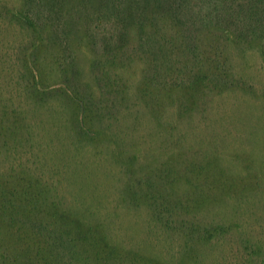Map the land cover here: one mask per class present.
Instances as JSON below:
<instances>
[{
  "label": "trees",
  "instance_id": "obj_1",
  "mask_svg": "<svg viewBox=\"0 0 264 264\" xmlns=\"http://www.w3.org/2000/svg\"><path fill=\"white\" fill-rule=\"evenodd\" d=\"M0 20L31 37L23 51L30 95L67 98L82 138L108 137L92 126L93 117L102 103L128 100L123 72L138 69V98L162 126L176 116L178 136V152L138 181L125 203L150 212L149 247H142L117 235L111 218L57 200L45 175L23 162L32 134L24 114L0 99V264H264V156L240 154L246 168L238 175L222 167L219 151L186 145L200 129L196 116L215 109L218 98L262 97L236 58L253 52L264 69V0L2 1ZM84 49L94 56L97 85L108 91L101 100L78 83ZM46 59L67 80L46 87Z\"/></svg>",
  "mask_w": 264,
  "mask_h": 264
},
{
  "label": "rangeland",
  "instance_id": "obj_2",
  "mask_svg": "<svg viewBox=\"0 0 264 264\" xmlns=\"http://www.w3.org/2000/svg\"><path fill=\"white\" fill-rule=\"evenodd\" d=\"M2 1L17 4V0ZM27 34L18 25L0 20V99L5 97L19 109L26 118V126L32 129L31 135L26 134L23 162L34 172L45 175V180L56 189L57 200L66 207L77 212L87 210L90 214L86 215L92 217L94 213L95 218H111L117 235L144 247L148 244L150 212L128 210L125 203L139 189L138 181L178 152L177 131L173 130L177 117L171 116L163 126L158 123L138 98L141 71L126 70L123 77L130 84L128 100L126 96L116 105L102 103L103 110L93 117L92 126L105 130L108 137L101 142L82 138L75 127V110L67 98L52 96L45 102L30 95L28 87L32 81L23 54L31 40ZM237 55L236 60L247 66L246 76L255 83L262 97L240 92L218 98L215 109L205 108L196 116L192 124L200 129L192 131L186 145L202 153L219 151L222 167L239 175L246 168L240 154L247 151L264 156V69L255 53L248 52L246 61L242 54ZM92 57L88 49L78 55L76 66L81 74L77 80L85 92L101 100L108 91L97 85L90 69ZM47 60L43 84L52 87L67 80L58 66ZM139 65L142 64L133 68ZM247 137L255 143L246 144ZM255 219L251 217L250 223Z\"/></svg>",
  "mask_w": 264,
  "mask_h": 264
}]
</instances>
